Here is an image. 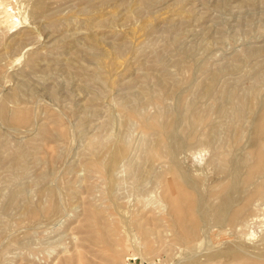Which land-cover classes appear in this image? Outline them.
<instances>
[{
    "label": "rangeland",
    "instance_id": "1",
    "mask_svg": "<svg viewBox=\"0 0 264 264\" xmlns=\"http://www.w3.org/2000/svg\"><path fill=\"white\" fill-rule=\"evenodd\" d=\"M0 264H264V0H0Z\"/></svg>",
    "mask_w": 264,
    "mask_h": 264
}]
</instances>
